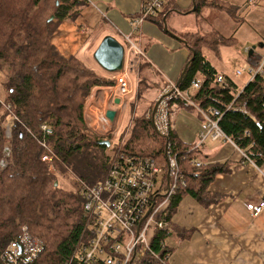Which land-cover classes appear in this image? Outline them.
Wrapping results in <instances>:
<instances>
[{"label":"trees","instance_id":"1","mask_svg":"<svg viewBox=\"0 0 264 264\" xmlns=\"http://www.w3.org/2000/svg\"><path fill=\"white\" fill-rule=\"evenodd\" d=\"M83 3L84 0H0V75L5 78L2 82L5 100H0V161L6 143L5 127L9 124L12 134L10 162L5 169H0V255L26 227L32 239L45 246L44 252L31 264H64L89 244L94 236L95 218L84 208L81 182L89 186L103 182L113 158L122 154L152 157L163 164L168 142L186 156L180 165L187 185L170 202L169 222L174 199L183 195H190L205 205L217 202L210 198L208 187L216 175L227 171L226 164L194 166L198 151L188 154L194 144L183 143L175 131L168 139L162 137L148 116L155 102L142 108V114L132 119L129 138L124 141L123 137L112 147L113 155L106 154L108 147L97 143L98 139L89 132L84 113L96 87L114 86L113 73L89 65L91 59L96 63L93 55L88 62L78 56L66 58L50 42L60 23L75 21ZM208 3L204 6H214ZM163 10L164 6L146 21H154L165 30ZM52 16L54 19L50 20ZM181 38L195 55L190 56L179 88L185 91L192 82H198L199 88L192 93L193 101L201 109L220 110L222 130L247 159L262 166L264 75L255 76L240 91L229 77L220 84L218 71L201 48L215 51L230 45L231 38L215 31ZM134 43L147 53L146 47ZM249 52L247 56L251 60L254 55L250 56ZM139 61L148 66L145 58ZM151 87L149 81L140 79L139 97L144 99ZM178 107L195 114L201 122L202 116L194 108L182 101ZM108 140L112 142L111 137ZM44 155H53L54 172L42 160ZM60 177L68 179L75 190L68 192L61 187ZM170 233V223L166 229L156 231L151 248L160 257L171 251L169 247L162 248ZM138 261L139 264H162L146 251Z\"/></svg>","mask_w":264,"mask_h":264},{"label":"crops","instance_id":"2","mask_svg":"<svg viewBox=\"0 0 264 264\" xmlns=\"http://www.w3.org/2000/svg\"><path fill=\"white\" fill-rule=\"evenodd\" d=\"M84 2L75 21H64L57 26L51 37V44L64 57L78 56L87 62L107 36L124 42V47L128 49L129 43L125 37L131 35L133 31L131 23L139 14L144 0H84ZM163 2V22L164 25L167 24L168 29H162L154 21H144L133 34V41L142 48L146 47L145 62L156 74L153 78V87L145 93L144 104L147 107L152 102H157V98L167 87H164L165 83L168 85V82H175L179 85L181 74L193 53L182 42L185 41L181 38L184 35L194 33L205 35L215 31L226 38H231V44L223 46H233L238 53L243 54L244 50L247 54V49L250 51L255 47L250 64L245 62L243 66L255 67L259 59L264 57L262 52L264 0H163ZM208 2L214 6H204ZM221 48L220 46L215 51L201 48V52L218 71L219 76L229 77L240 91L250 82L251 76L246 81L240 80L239 83V79H236L237 70L233 78L218 69L205 55L206 50L220 55ZM257 48L261 50L257 51ZM92 64L96 65L92 66L96 70L101 68L97 63ZM138 69L139 62L134 72L130 74L133 94L139 90V80L137 79L136 88L132 80V75L135 72L137 75ZM156 78L161 79L163 83L157 85ZM114 86L96 87L93 93L102 89H113ZM191 86L186 91L194 93L196 89H192ZM101 93L107 94L106 91ZM104 98L107 100L106 96L102 95L101 98L96 97L95 101L101 104L100 99ZM184 113L192 114L184 109L178 110L173 123L175 132L183 143L193 145L197 141L201 122L197 117L194 140L186 141L178 133L176 126V122ZM244 155L235 144L221 141H207L198 150L196 158L198 161H203L205 165L226 164L227 171L216 175L208 187L210 198L216 199L217 202L205 205L190 195L174 199L169 222L171 233L166 240L167 247L171 250L169 264H264V212L254 217L247 209L248 203H258L264 198V163L257 166L254 162L246 160Z\"/></svg>","mask_w":264,"mask_h":264},{"label":"built area","instance_id":"3","mask_svg":"<svg viewBox=\"0 0 264 264\" xmlns=\"http://www.w3.org/2000/svg\"><path fill=\"white\" fill-rule=\"evenodd\" d=\"M163 6V0H146L139 15L132 21L133 31L131 35L125 37L129 47L124 53L123 68L113 77L116 85L113 89L100 90V92L106 91L109 96L104 111L103 108L95 109L96 124L100 122L98 125L107 123L115 125L119 113L123 115L127 106V98L133 94L130 74L137 67L139 58L146 59V54L131 40V36L139 30L148 17L155 16ZM246 52H249V49ZM246 71L251 76L250 81L257 75H264V57L257 66L245 65L236 73L240 76ZM217 81L223 84L224 78L218 76ZM191 88L198 89L199 83L193 82ZM98 92L95 94L96 97L99 96ZM116 98L121 100L119 105L114 103ZM156 101L158 107L154 118L153 111L148 116L153 120L156 131L167 139L171 132L175 131L173 123L179 110V101L194 108L202 116L197 141L187 152L188 154L191 151H198L207 141L234 144L220 127L222 112L216 108L201 109L193 101L192 93L181 90L175 82H168L166 89ZM93 106H91L92 110ZM111 110L117 113L114 121L107 118V112ZM45 129L46 127H43V130ZM7 131L10 134L11 126H8ZM107 132L109 137L116 138L114 137L116 132L113 129ZM43 145L46 147L44 143ZM165 157L166 164H160L152 157L122 154L109 162V172L103 182L94 186L81 182L80 194L84 199V208L95 218L92 227L94 236L89 244L64 264H139L138 260L141 259L143 251L149 252L162 264H169L170 253L162 257L156 254L151 248L153 240L152 243L149 242L148 234L152 229L156 234L157 230H164L168 227L167 210L170 202L181 188L186 187L187 182L180 165L186 156L168 142L165 147ZM244 157L249 161L246 155ZM42 160L49 163V171H55L51 164L53 155H44ZM193 163L197 168L205 165L203 161L197 159ZM247 209L254 217H258L264 212V198L258 203H248ZM162 248L167 250L166 241L162 242ZM44 250L45 246L33 240L29 230L23 227L19 237L10 242L2 251L0 262L1 264H31L40 257Z\"/></svg>","mask_w":264,"mask_h":264},{"label":"rangeland","instance_id":"4","mask_svg":"<svg viewBox=\"0 0 264 264\" xmlns=\"http://www.w3.org/2000/svg\"><path fill=\"white\" fill-rule=\"evenodd\" d=\"M187 26H189L187 24ZM122 40V39H121ZM121 43V41H120ZM123 43V44H122ZM121 44L124 46V42H122ZM222 48L220 49V55H218L217 53H211L209 51H205V55H207L208 59L211 60V62L221 71L223 70L225 73H227L229 76L235 78L234 74L236 72V70H242L243 69V63L247 62L250 64V60H248V54H245V51L243 50V54L240 52L238 53V50L236 51L234 49V47H226V46H221ZM125 50H128L127 47H124ZM261 49L257 48V51H259ZM263 54H264V49H262ZM236 55V57H235ZM264 56V55H263ZM91 66L96 67L95 64H92L93 61H89ZM243 66V67H242ZM156 74L154 72L151 71V69L148 68V66L144 65V63H141L139 61V69H138V74L136 75V72L132 75V80L134 82V88L137 87V79L143 82L149 81V83L152 85L153 83V78ZM250 75L248 73V71L243 72L242 75L240 76H236V79H239V83L240 80L246 81L247 79H249ZM156 82L157 85L163 83V81L159 78H156ZM5 81L4 76L0 75V100L4 101L5 100V91L2 85V82ZM164 85V84H163ZM107 90V89H106ZM109 90V89H108ZM96 93L91 94V96L88 98L87 100V104H86V108H85V113H84V117L86 120V124L88 127L89 132L96 137V139H108L109 134H107L108 130L113 129L114 132H116V136L114 135V137H116L115 139H112V143L111 146L108 147V150L106 152L107 155L112 156L113 155V149L112 147H114L115 145H118L120 140L124 137V141H126L129 136V127H131L132 125V119L139 115L142 114V108L147 107L144 104V99L139 97V93L138 91H136L134 94H132L131 96H129L127 98V106L125 109V112L123 113L124 115H122V113H119L118 115V121L114 124H111L108 126V124H102V125H98L96 124L95 120H94V116H96V110L98 109H102L103 111L105 109V107L107 106L108 100H105V98L102 100L101 104H98L95 99H96ZM99 96H106L107 98V94L106 93H101L100 91L98 92ZM98 96V97H99ZM149 97V96H148ZM143 101V103H142ZM105 102V103H103ZM142 103V106H141ZM98 104V105H97ZM93 106V110L91 108V106ZM103 106V107H102ZM96 109V110H95ZM192 115V116H190ZM183 114V116L181 118L178 119V122H176V126H177V131L178 133H180V135L182 137H184L186 139V141L188 142H192L194 140V134L196 132V123L195 120H198L197 116L193 115V114ZM100 116V115H99ZM123 116V117H122ZM122 117V120H120ZM99 118V117H97ZM11 118L9 117V120ZM104 119V118H102ZM11 121V120H10ZM8 126H11V124H9ZM8 126L5 127V132H4V138L6 140L5 146H4V150L2 152V159L0 161V169H5L8 164H9V158L12 154V146H11V139H12V134L10 132L7 131ZM195 129V130H193ZM166 164V157H165V163ZM73 177V176H72ZM74 178V177H73ZM161 180V178H160ZM57 183V182H56ZM55 183V184H56ZM60 184L61 187H63L65 190H67L68 192L74 191L75 189L73 188V186L71 185L70 181L68 179H64L60 177ZM56 186V185H55ZM155 234V231L152 229L149 234H148V239L149 242L152 243L153 240V236Z\"/></svg>","mask_w":264,"mask_h":264},{"label":"water","instance_id":"5","mask_svg":"<svg viewBox=\"0 0 264 264\" xmlns=\"http://www.w3.org/2000/svg\"><path fill=\"white\" fill-rule=\"evenodd\" d=\"M53 19H54V17L52 16L50 18V20H53ZM165 29H168L166 23H165ZM179 40H181V39H179ZM182 42L184 44H186L185 41H182ZM260 47H263V46L260 45ZM254 49H255V47H253L250 50V52H249L250 55L253 53ZM192 52H193V55H195V52L193 50H192ZM124 53H125L124 46L116 38H114L112 36H107L102 40V42L98 46L97 50L95 51L93 57H94V60L96 61V63L103 70H105L106 72L115 73V72L122 70V68H123ZM188 65L189 64L186 65L183 73L181 74V77L178 81V84H180L184 75L186 74V72L188 70ZM120 102H121V100L119 98H116L114 101L115 105H119ZM157 107H158V102L155 104L153 112H152L153 118L155 116ZM116 114H117L116 111H112V110L108 111L107 112V118L111 121H114ZM152 124L154 125L153 120H152ZM154 128H155V126H154ZM97 143H99L100 145H106L107 147L111 146V141H109L108 139H105V138L104 139H98ZM55 185L57 186L58 183H56Z\"/></svg>","mask_w":264,"mask_h":264},{"label":"bare ground","instance_id":"6","mask_svg":"<svg viewBox=\"0 0 264 264\" xmlns=\"http://www.w3.org/2000/svg\"><path fill=\"white\" fill-rule=\"evenodd\" d=\"M102 92H104V91H102ZM97 97H98V96H97ZM99 98H101V96H99ZM109 125H111V124H108V126H109Z\"/></svg>","mask_w":264,"mask_h":264},{"label":"clouds","instance_id":"7","mask_svg":"<svg viewBox=\"0 0 264 264\" xmlns=\"http://www.w3.org/2000/svg\"><path fill=\"white\" fill-rule=\"evenodd\" d=\"M112 143V142H111Z\"/></svg>","mask_w":264,"mask_h":264}]
</instances>
